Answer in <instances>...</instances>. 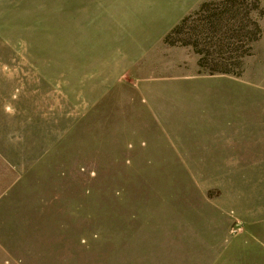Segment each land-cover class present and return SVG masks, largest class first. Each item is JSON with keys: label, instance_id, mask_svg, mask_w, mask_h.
Segmentation results:
<instances>
[{"label": "rangeland", "instance_id": "rangeland-1", "mask_svg": "<svg viewBox=\"0 0 264 264\" xmlns=\"http://www.w3.org/2000/svg\"><path fill=\"white\" fill-rule=\"evenodd\" d=\"M177 2L0 0V264H264V0Z\"/></svg>", "mask_w": 264, "mask_h": 264}, {"label": "trees", "instance_id": "trees-1", "mask_svg": "<svg viewBox=\"0 0 264 264\" xmlns=\"http://www.w3.org/2000/svg\"><path fill=\"white\" fill-rule=\"evenodd\" d=\"M226 2H228V0H226ZM232 2H235V1H232ZM207 5H202L201 7H206ZM183 23V22H182ZM178 28L179 27H176L173 31L174 32H172V34L173 33H176L177 32V30H178ZM259 32L260 31H258L257 32V36L259 35ZM255 40V38L253 39V40H251V41H254ZM209 43H212V42H209ZM218 43V45H220L221 44V42L220 41H218L217 42ZM177 44H180V45H183V46H189V47H192L194 50H195V46H196V44L195 43H193V41H191V39H190V37L188 38V39H183V40H180V41H178L177 42ZM232 46V45H231ZM248 50V49H247ZM247 50L243 53V55H246V52H247ZM196 51V53H199V54H201L200 52H198L197 50H195ZM198 54V55H199ZM242 54L241 55H238L237 57H236V59H233V61H232V57L231 58H229V59H231L230 61H231V64L230 65H233V66H238V64H239V62H236V60H238L240 57H242L243 56ZM200 56V55H199ZM217 59H219V60H221L220 61V64L223 66V67H220V69H218V65H217V63H216V67H214L215 69H212V71H210V72H218V73H222V74H233L235 71L234 70H232V69H230L229 68V64L227 63V62H224V58L223 57H220V56H218V58ZM202 62V63H201ZM199 67H202V66H204L203 65V61H201V56H200V60H199V65H198Z\"/></svg>", "mask_w": 264, "mask_h": 264}, {"label": "crops", "instance_id": "crops-1", "mask_svg": "<svg viewBox=\"0 0 264 264\" xmlns=\"http://www.w3.org/2000/svg\"><path fill=\"white\" fill-rule=\"evenodd\" d=\"M202 1H204V0H201V1H197V0H179V2H177L176 8H174V9L183 8V11H184V9H191V7L193 8L195 5H198ZM186 14H184V15H186ZM183 16H181V17H183Z\"/></svg>", "mask_w": 264, "mask_h": 264}]
</instances>
